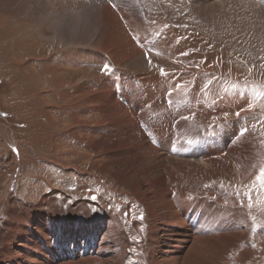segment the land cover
<instances>
[{"label": "rangeland", "instance_id": "rangeland-1", "mask_svg": "<svg viewBox=\"0 0 264 264\" xmlns=\"http://www.w3.org/2000/svg\"><path fill=\"white\" fill-rule=\"evenodd\" d=\"M103 7L116 15L131 40L135 42L132 34L141 38L144 35L143 40L147 42L140 44L141 47L158 46L154 51L140 50L142 57L151 60L146 70L134 73L121 66L126 74V92L131 80L135 89L144 92L140 105L126 110L133 112L137 128L147 133L144 136L149 145L154 144L151 139L154 131L149 124L164 121L170 132L184 128L193 130L194 134L200 132L194 125H203L208 132L201 133L207 138L211 132L221 137L226 126L236 124L239 129L234 134L247 128L236 140L249 136L251 130L256 132L253 146L258 148L256 154L260 153L264 164V0H0V225L9 220L6 214L9 206H22L24 212V206L35 207L44 197L49 199V206L59 211L75 208L72 204L79 201L92 202L95 209H90L94 211L102 207L109 212L113 207L129 205L132 196L123 198L115 193H124L125 189L106 177L100 179L91 169L95 162L100 168L107 157L104 154L95 157L90 145L84 143L91 136L90 127L96 124L91 123L90 108L85 109L86 113L78 111L72 115H77L84 126L77 142L58 135L69 130L70 119H74L64 104L87 91H83L85 84L73 85L66 90L67 96L60 104L55 78L60 71L67 74L66 80L76 75L77 82L83 70L103 72L98 65H78L84 56V60H92L102 42L94 34H102L96 11ZM162 31L167 33L166 37L170 34L166 40L160 36ZM67 50L79 52L75 61L56 60L61 51ZM106 77L107 71L95 84H102ZM178 85L182 88L173 96ZM149 90L156 91L160 99H149ZM89 106L96 105L91 102ZM239 108L240 117H237L235 112ZM184 110L187 114L200 111L206 117L195 114L189 115L193 121L187 120ZM225 113H228L226 118ZM93 118L102 120L99 115ZM52 139L62 146L55 151L57 159L30 152L32 148L43 149ZM74 166L78 173L86 172L89 181L97 179L96 184H79ZM260 170L256 167L252 171L253 180L245 186H240L245 174L239 172L242 175L239 179L240 176L229 170L228 175L213 182L216 185L211 190L205 189L216 216L214 227L230 213L224 200L232 189L230 186L236 190L245 187L248 196L241 203L247 208L248 220L252 227L264 226V180H256ZM182 174H170L165 182L175 187H189L191 181L185 177L195 179L186 172ZM94 190H98L96 195ZM139 218L140 215L131 214L130 221L137 222ZM215 235L208 236L216 240L200 245L199 257L193 253L181 264H224L227 257L234 256L236 243L228 245L225 237ZM252 238L253 243L247 244L253 254L250 264H264V238L257 239L253 234ZM80 241L81 245L84 241ZM246 243L247 240L242 246L247 247ZM117 248L121 247L117 245ZM75 260L63 263L54 259L53 262L75 264Z\"/></svg>", "mask_w": 264, "mask_h": 264}, {"label": "bare ground", "instance_id": "bare-ground-1", "mask_svg": "<svg viewBox=\"0 0 264 264\" xmlns=\"http://www.w3.org/2000/svg\"><path fill=\"white\" fill-rule=\"evenodd\" d=\"M96 15L100 19L102 34L96 33L94 37L102 42L94 52L92 60H84L86 58L84 56L78 65H107L106 79L102 84H95L102 78L103 72L97 74L83 70L82 76L75 82L76 75L75 78L66 80L67 74L59 71L60 75L55 78L58 88L55 90L61 98V104L67 96L66 90L76 84L86 85L83 91L87 93L68 100L64 104V109L71 116L78 111L86 113L87 108L93 111L90 119L92 118L91 123L96 124L90 127L91 136L84 143L90 145L95 157L104 154L107 161L100 168L93 162L91 169L99 174L100 179L106 177L119 188L126 190L124 193L115 192L117 195L132 198L128 206L120 205L119 209L113 207L109 212L102 207L95 211L91 210L90 207L93 209L95 207L89 201L75 202L72 204L75 208L68 207L59 211L58 208L49 206V199L45 197L35 207L24 206V212L21 210L22 206L12 207L10 204L6 213L9 220L0 225L2 235L0 264H57L59 261L65 263L64 261L72 259H76L75 264H181L194 254L199 257L200 245L216 240L208 236L212 233L225 237L228 245L231 242L236 243L234 256L227 257L224 264H250L253 254L247 244L253 243L252 234L257 235V239L264 238V226L252 227L248 220L247 208L241 203L242 199L246 198L245 187L236 190L230 186L232 189L229 188V195L225 193V205H229L230 213L217 227H214L216 216L212 200L205 195V189L209 190L216 185L213 182L224 178L229 174V170L238 176L241 174L239 172L245 174L240 186H245L253 180L252 171L256 167L261 169L264 166L260 153L256 154L258 148L253 146L256 132L251 130L249 136L236 140L237 134H234V131L239 128L238 125L231 124L226 126L221 137L211 132L207 138L201 133L208 132L202 128L203 125H194L200 130L196 134L193 130L185 131L184 128L170 132L171 128L165 127L162 121L157 125L149 124L154 131L151 135L154 144L149 145L144 136L147 133L137 128L133 112L126 110L136 109L143 99L141 96H144V92L135 89L134 80H131L129 90L126 92V74L121 71L122 65L126 71L134 73L147 69L149 60L142 57L144 54L140 51L143 48L140 44L147 40H143L144 35L141 38L134 34L132 35L135 42L131 40L128 32L109 8L98 9ZM165 34L167 33L162 31L159 35ZM164 37L165 40L168 38ZM115 49L118 52H114ZM143 49L154 51L158 46ZM72 51H61L56 60L75 61L79 52ZM180 88L182 87L179 85L175 88L173 96L178 95ZM149 93L151 94L149 99L155 101L160 99L156 91L149 90ZM91 102L96 106H89ZM187 102L189 103L186 100L185 103ZM183 114L191 121L193 116L189 115L198 114L201 118L206 117V114L200 111L187 114L184 110ZM98 115L102 120L94 121L93 117ZM72 117L74 119H70L71 128L66 131L58 130L61 131L58 135L77 142L78 133L84 131V126L77 115ZM93 135L95 137L92 138ZM95 139L96 141L92 143ZM55 142L52 139L45 143L47 146L45 145L43 149L32 148L30 152H39L57 159L55 151L62 149V146ZM223 152L226 153L222 154ZM177 154L179 157H176ZM74 169L79 184L90 186L96 184L97 179L89 181L85 176L86 172L81 174L75 166ZM185 172L195 179L192 180L188 175L185 177L187 181H191L189 187L187 185L175 187L165 182L170 174L183 175ZM87 174L91 175L90 172ZM237 192L241 195L237 196ZM93 193L96 195L98 190H94ZM45 211L46 215L43 214ZM131 214L140 215L139 220L130 221ZM35 219L38 222H34ZM80 239L84 241L81 245ZM245 240L247 247L242 246ZM238 243L240 247L236 246ZM79 245L81 248L77 249ZM117 245L121 248H117ZM54 259L58 262H53Z\"/></svg>", "mask_w": 264, "mask_h": 264}, {"label": "snow or ice", "instance_id": "snow-or-ice-1", "mask_svg": "<svg viewBox=\"0 0 264 264\" xmlns=\"http://www.w3.org/2000/svg\"><path fill=\"white\" fill-rule=\"evenodd\" d=\"M186 54V53H185ZM149 64H151V60H149ZM108 70V66L107 65H102L101 66V71L106 72ZM161 73L163 74V69H161ZM244 109H241V111H243ZM228 113H225V118L227 117ZM235 115L237 117H240V111H237L235 113ZM186 119V118H185ZM247 131V128H242L240 129V131L237 133V135L239 136H243L244 133ZM256 180H264V168H261L260 170V175L256 177ZM237 196H240L241 194L239 192L236 193ZM244 195H248L247 193H245ZM249 206H251V200L249 197ZM143 217H141L142 219ZM133 239H135V237H133Z\"/></svg>", "mask_w": 264, "mask_h": 264}]
</instances>
